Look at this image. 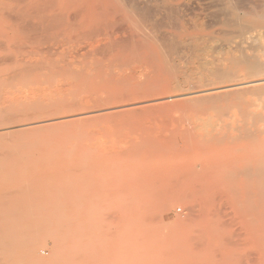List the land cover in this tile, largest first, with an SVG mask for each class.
<instances>
[{
  "label": "rangeland",
  "instance_id": "obj_1",
  "mask_svg": "<svg viewBox=\"0 0 264 264\" xmlns=\"http://www.w3.org/2000/svg\"><path fill=\"white\" fill-rule=\"evenodd\" d=\"M24 1L12 0L8 3L13 11L8 9L6 12V27L0 22V113L6 108L5 115H11L7 121L8 118L2 117L4 112L0 114V158L3 151L14 146L12 150L20 151L17 152L20 153V160H25L20 161L18 154L17 157L12 154L7 165L2 168L0 165V228L5 230L0 229V244L7 243L5 248L0 245V264H264V220H261L264 219V213L261 215L264 211L261 206L264 204V182L260 186L258 176L264 175V158L255 157L258 154L264 156V92L257 93L241 87L240 90L232 89L233 92L227 95L221 91L220 95L218 91L222 89L217 90L230 84L227 83L229 80L238 81L239 78V81L246 82L264 79V72L262 76L253 75L248 69L256 59L264 64V48H260L262 44L264 46V38H261L264 37V30L260 28L264 0H94L93 4L97 3L95 9L99 7L102 10L94 11L102 19L97 25L103 27L96 25L98 29L93 27L91 33L87 31L90 35H64L68 38L60 35V39L58 32L48 30L46 22H42L43 18L40 23L42 15H36H39L37 9L35 18L38 17L41 25L34 17L30 18L31 8H27L29 6ZM55 2L58 9L62 0ZM74 2L63 14L72 22L79 16L77 9L82 10L80 0ZM116 4L119 7L121 4L120 9L129 14V18H124L125 14L120 9L115 14L119 8ZM110 6L116 9L108 13L112 17L106 12L107 8L112 10ZM25 7L28 12L30 10V15L24 11ZM19 11L23 12H20L22 16ZM45 13L43 16L52 15ZM235 18L236 22L233 21ZM53 19L56 21H50L55 25L58 19ZM7 26H13L17 35L9 34ZM253 27L255 30L250 31ZM10 38L14 42H10ZM133 39L137 44L133 43ZM110 44L118 46L112 48ZM131 45H135L133 49ZM245 57L248 58L245 60ZM214 69L217 73L221 69L219 75L223 76L216 77ZM225 72L231 73L229 77ZM174 73L178 82L171 85L172 89L165 90L163 81ZM230 77L232 79H227ZM222 78H225L224 85ZM155 83L160 85L158 90L154 87L157 86ZM151 85L154 87L152 90L157 91L149 95L146 92L150 91ZM176 86L179 89L200 88L195 91L201 94L190 96L185 89L181 91ZM206 88L209 91L202 94ZM121 92L130 97H121ZM139 93L141 97L137 96ZM115 97L120 99L117 98V101ZM165 97L162 103H149ZM142 99L149 101L148 104L126 107L115 113L106 110L131 102L135 104ZM49 105L53 107L49 108ZM53 109H56L55 112ZM44 110L47 113H43ZM14 113L17 115L14 116ZM246 129L263 132V135L256 137L255 131L254 136L249 140L246 137V140L240 135ZM17 148L19 150H15ZM257 169L262 170V174ZM249 174L258 178V183L255 182L260 190H257L256 183L250 182L252 177ZM238 175L250 177L241 187L244 188L242 192L251 191V194L248 192L250 199L243 192L250 200L246 201L250 208L241 204L242 198L235 195L241 191V185H238L241 177L237 178ZM210 177L212 180L217 178L216 184L213 181L212 185L218 186V191L211 183L208 185L210 190L205 188L204 183L207 184L206 180ZM233 186L239 189H234L235 193L230 192ZM245 186L248 188L245 189ZM220 188L223 190L220 191ZM139 189L141 192H138ZM198 189H208L213 197L204 191L198 193ZM225 191L241 201L240 210V205L234 206L236 197L230 200ZM211 192L214 194L211 195ZM215 192L225 197L218 199ZM253 192H256L257 198L252 196ZM204 194L210 197L212 205L201 199L205 198ZM262 196L263 199H260ZM251 197L254 198L255 208L249 205L252 204ZM123 198L137 200L135 208L131 200L126 206ZM120 199L126 207L131 204V208L125 207L124 212ZM249 213L252 217L247 218ZM213 219V226H209ZM63 223L70 229L65 235L67 239L56 236ZM23 231L29 232L30 242L22 239ZM13 240H22L23 243L16 244ZM57 244L60 247L58 257L53 254ZM69 249L72 251L68 252Z\"/></svg>",
  "mask_w": 264,
  "mask_h": 264
},
{
  "label": "bare ground",
  "instance_id": "obj_2",
  "mask_svg": "<svg viewBox=\"0 0 264 264\" xmlns=\"http://www.w3.org/2000/svg\"><path fill=\"white\" fill-rule=\"evenodd\" d=\"M11 1H12V0H0V22L3 24V26H5V23H4L5 20H4V18L7 17V16L5 17L6 12H7L8 9H11V8H9V4H8V3H10ZM55 1H56V0H26V1H24V4L27 2V4H25V5L29 6V7H27V6H26V7H27V8H31V9H30V10L32 11L31 13L33 14V12H34V16H33L32 14L30 15V13H29L30 10L28 9V10H29V12H28L26 7H25L26 10H24V9H21V10H22V11H23V10L26 11V14L31 16V17L29 16L30 18H33V17L35 18V13H36V11L38 10V11H39V12H38L39 15H38V14H36V15H37L38 17L42 15L41 18H39V19H40V23H41V20H42V18H43V21H42V22H44V23L46 22V26H47L48 30H50V31H51V30H54V31H56V32L59 33V39H60V37H61L62 35H63V36H64V35H65V36H68V35H74V36H76V35H81V34H84V33L87 34V33H89V32L93 29V27H94V28H97V29H98L97 26H100L99 28H102V27H103V25H102V27H101V25H97L99 22H102V19H101V17L99 18V15H100V14L98 15V13L96 14V13L94 12V11H96V10H98V9L100 10V8L97 7V5H96V7H97L98 9H95L94 5L97 4V3L95 2V4H93V3H94V0H80V6H79V7H81L82 10L77 9V14L79 13V16L76 14L77 16L75 17V19L73 20V22H72L71 19H68L66 15H63V14H65L64 12H65L68 8H71V4L75 3V2H74L75 0H62V4H59V5H58V9L56 8V7H57V6H56L57 3H56ZM121 1H122V0H121ZM121 1H119V2L121 3ZM129 1H130V0H129ZM132 1H133V0H132ZM213 1H214V0H213ZM224 1H225V0H224ZM224 1H223L222 3H224ZM227 1H229V0H227ZM124 2H125V0H124ZM233 2H234V1H233ZM41 3H42V4H41ZM104 3H105V2H104ZM104 3H103V4H104ZM114 3H115V2H114ZM116 3H117V2H116ZM122 3H123V2H122ZM122 3H121V4H122ZM225 3H226V2H225ZM261 3H263V2L261 1ZM40 4H41V5H40ZM109 4L112 5L111 3H109ZM121 4H120V7H122ZM226 4H228V3H226ZM19 5H20V4H19ZM78 5H79V3H78ZM220 5H221V3H220ZM43 6H44V7H43ZM116 6L119 7V4H116ZM116 6H115V8H116ZM124 6H125V5H124ZM160 6H161V5H160ZM165 6H166V5H165ZM229 6H230V5H229ZM32 7H34V8H32ZM46 7H47V8H46ZM54 7H55V8H54ZM105 7H106V6H105ZM112 7H114V6L112 5ZM112 7H111V6L109 7V8H111L112 10H110V9L107 8V11H106V10L104 9V10L107 12V16H109V17H110V16L112 17V14H109V15H108V13H109L110 11H113V9H114V8H112ZM120 7L117 8V11H116V9H114V10L116 11V13L114 12L116 15H117V13H118V9H120ZM141 7H142V6H141ZM169 7H170V6H169ZM23 8H24V7H23ZM43 8H44V11H43ZM53 8H54V10H53ZM77 8H78V7H77ZM123 8H124V7H123ZM126 8H127V5H126ZM129 8H130V7H129ZM161 8H162V7H161ZM163 8H164V7H163ZM233 8H234V7H233ZM13 9H14V8H13ZM15 9H16V8H15ZM17 9H18V8H17ZM34 9H35V10H34ZM36 9H37V10H36ZM55 9H57V10H55ZM94 9H95V10H94ZM153 9H155V8H153ZM11 10H12V9H11ZM48 10H49V11H48ZM128 10H129V9H128ZM161 10H162V9H161ZM223 10H224V9H223ZM258 10H259V9H258ZM12 11H13V10H12ZM14 11H15V10H14ZM22 11H19V12H18L19 15H21L20 12H22ZM45 11H48L49 13H48V12H46V13H48V14H52V15H47V16L44 15V16H45V17H44L43 14L45 13ZM54 11H55V12H54ZM56 11H57V14H56ZM80 11H82V13H81ZM100 11H102V10H100ZM105 11H103V13H106ZM120 11H121L122 14H125V13H126V12L123 13V10H121V9H120ZM120 11H119V12H120ZM129 11H130V10H129ZM217 11L219 12V10H217ZM220 11H221V13H222V9H221ZM228 11H229V10H228ZM9 12H10V11H9ZM16 12H17V11H16ZM27 12H28V13H27ZM42 12H43V13H42ZM98 12H99V11H98ZM176 12H177V11H176ZM237 12H238V11H237ZM246 12H247V11H246ZM261 12H262V10H261ZM261 12H260L259 15H261L262 13H264V9H263V12H262V13H261ZM22 13H23V12H22ZM40 13H41V15H40ZM46 13H45V14H46ZM73 13H74V11H73ZM75 13H76V12H75ZM99 13H101V12H99ZM131 13H133V12H131ZM131 13H130V14H131ZM134 13H135V12H134ZM134 13H133V15H135ZM142 13H144V12H142ZM221 13H220V14H221ZM223 13H224V12H223ZM225 13H226V12H225ZM254 13H255V12H254ZM66 14H67V12H66ZM70 14H71V13H70ZM126 14H127V13H126ZM126 14L123 16L124 18H125V16L128 17V15H129V14H128V15H126ZM252 14H253V13H252ZM74 15H75V14H74ZM228 15H229V14H228ZM232 15H234V14H232ZM246 15L248 16V14H246ZM253 15H254V14H253ZM21 16H22V15H21ZM64 16H65L66 18H65ZM68 16L70 17V15H68ZM101 16H103V14H102ZM104 16H105V18H106V14H104ZM144 16H145V15H144ZM261 16H262V15H261ZM24 17H26V15H25ZM38 17H36L37 19L35 18L34 20H35L36 22H38V24H40L39 21H38V20H39ZM56 17H57V18H56ZM113 17H115V15H114ZM116 17H118V16H116ZM116 17H115V18H116ZM120 17H121V16H120ZM123 17H121L122 20H124ZM130 17L133 18V16H130ZM134 17H135V16H134ZM136 17H137V20H138V16H137V15H136ZM157 17H158V16H157ZM160 17H161V16H160ZM164 17H165V16H164ZM223 17H224V16H223ZM225 17H227V16H225ZM225 17H224V18H225ZM228 17H229V16H228ZM7 18H8V17H7ZM49 18H50V19H49ZM53 18L58 19V20H57L58 22H57L55 25L50 21V20H54ZM105 18H104L103 20H105ZM107 18H108V17H107ZM128 18H129V17H128ZM219 18H220V17H219ZM16 19H17V18H16ZM26 19H27V18H26ZM109 19H110V18H109ZM117 19H118V18H117ZM133 19H134V18H133ZM142 19H143V18H142ZM145 19H146V18H145ZM168 19H169V18H168ZM236 19H237V18H235L233 21L236 22ZM24 20H25V18H24ZM29 20H32V19H29ZM115 20H116V19H115ZM115 20H113V21H115ZM158 20H159V19H158ZM169 20H170V19H169ZM226 20H227V19H226ZM8 21H9V20H8ZM55 21H56V20H54V22H55ZM111 21H112V20H111ZM111 21L109 20L108 22H111ZM119 21L121 22V20H119ZM119 21H118V22H119ZM138 21H139V20H138ZM138 21H135V22H138ZM228 21H230V20H228ZM6 22H7V21H6ZM105 22H106V21H104V23H105ZM108 22H107L106 24H108ZM124 22H125V21H124ZM130 22H131V23H135V22H133V21H130ZM175 22H176V21H175ZM218 22H219V21H218ZM226 22H227V21H226ZM44 23H43V24H44ZM125 23H126V22H125ZM128 23H129V22H128ZM140 23H141V21H140ZM223 23H225V22H223ZM228 23H229V22H228ZM99 24H100V23H99ZM101 24H102V23H101ZM119 24H120V23H119ZM172 24H173V23H172ZM176 24H178V23H176ZM230 24H231V23H230ZM40 25H41V24H40ZM96 25H97V26H96ZM104 25H105V24H104ZM117 25H118V24H117ZM117 25H116V26H117ZM203 25H204V24H203ZM219 25H220V24H219ZM225 25H227V24H225ZM225 25H224V26H225ZM228 25H229V24H228ZM236 25H237V24H235V26H236ZM8 26H9V25H8ZM8 26H7V27H8ZM14 26H16V25L14 24ZM37 26H38V25H37ZM95 26H96V27H95ZM142 26H143V25H142ZM233 26H234V22H233V25H232L231 27H233ZM237 26H238V25H237ZM0 27H2L1 24H0ZM5 27H6V26H5ZM40 27H41V26H40ZM138 27H139V26H138ZM164 27H165V26H164ZM187 27H188V26H187ZM254 27H255V26H254ZM254 27H253V28H250V31H251L252 29L255 30ZM19 28H20V27H18V29H19ZM109 28H110V27H109ZM135 28H137V27H135ZM135 28H133V29H135ZM191 28H192V27H191ZM260 28H261L262 30H264V15H263V17H262V19H261V25H260ZM0 29H2V28H0ZM4 29H6V28H4ZM33 29H34V28H33ZM40 29H41V28H40ZM111 29H112V28H111ZM188 29H189V28H188ZM16 30H17V29H16ZM26 30H27V29H26ZM48 30H47V31H48ZM131 30H132V29H131ZM140 30H141V29H140ZM154 30H155V29H154ZM6 31H8L9 34H10V33H12V34H15V33H16L15 30H14V27H13V26L8 27V28L6 29ZM18 31H19V30H18ZM31 31H32V30H31ZM47 31H46V32H47ZM87 31H89V32H87ZM95 31H97V30H95ZM177 31H178V30H177ZM220 31H221V30H220ZM222 31H223V30H222ZM222 31H221V32H222ZM237 31H238V30H237ZM239 31H240V29H239ZM41 32H42V31H41ZM48 32H49V31H48ZM93 32H94V31H93ZM133 32H135V30H134ZM140 32H141V31H140ZM226 32H228V34L230 33L229 31H226ZM21 33H22V32L20 31L19 34H21ZM53 33H54V32H53ZM90 33H91V32H90ZM90 33H89V35H90ZM129 33H130V32H129ZM148 33H149V32H148ZM158 33H159V32H158ZM160 33H161V31H160ZM232 33H233V32H232ZM232 33H231V34H232ZM234 33H235V32H234ZM3 34H4V33H3ZM33 34H34V33H33ZM51 34H52V33H51ZM54 34H56V33H54ZM98 34H100V33H98ZM145 34H146V33H145ZM151 34H152V33H151ZM247 34H248V33H247ZM16 35H17V33H16ZM16 35H15V37H16ZM45 35H46V34H45ZM48 35H49V34H48ZM52 35H53V34H52ZM52 35H51V36H52ZM60 35H61V36H60ZM131 35H132V34H131ZM135 35H136V34H135ZM135 35H134V36H135ZM156 35H157V34H156ZM229 35H230V34H229ZM245 35H246V34H245ZM248 35H249V34H248ZM4 36H5V35H4ZM55 36H56V35H55ZM63 36H62V37H63ZM65 36H64V38H68V37H69V36H68V37H65ZM74 36H73V37H74ZM84 36H85V35H84ZM146 36H147V35H146ZM165 36H166V35H165ZM263 36H264V35H263ZM6 37H8V36H6ZM15 37H14V38H15ZM21 37H22V36H21ZM52 37H53V36H52ZM56 37H57V36H56ZM73 37H72V39H74ZM79 37H80V36H79ZM89 37H91V36H89ZM128 37H129V36H128ZM147 37H149V34H148ZM257 37H258V36H257ZM1 38H2V37H1ZM76 38H77V37H76ZM81 38H82V37H80V39H81ZM95 38H96V37H95ZM141 38H142V36H141ZM169 38H171V36H170ZM191 38H193V37H191ZM200 38L203 39L202 36H201ZM208 38H209V37H208ZM254 38H255V37H254ZM261 38H264V37L261 36ZM11 39H12V38H10V42H11V41L14 42V40H11ZM16 39H17V38H16ZM83 39H84V38H83ZM134 39H136V38H134ZM134 39H133V43H134ZM144 39H145V38H144ZM147 39H150V38H147ZM153 39H154V38H153ZM165 39H166V38H165ZM165 39H164V40H165ZM19 40H21V39H19ZM62 40H63V39H62ZM110 40H111V39H110ZM129 40L131 41L132 39H129ZM141 40H142V39H141ZM189 40H190V39H189ZM212 40H213V39H212ZM232 40H233V39H232ZM259 40H260V37H259ZM6 41H7V40H6ZM15 41H16V40H15ZM22 41H23V40H22ZM90 41H91V40H90ZM138 41H139V40H138ZM149 41H151V40H149ZM149 41H147V44H148ZM154 41L157 43L156 40H153V42H154ZM261 41H263V40L261 39ZM108 42H109V41H108ZM110 42H111V41H110ZM114 42H115V41H114ZM135 42H136V41H135ZM141 42H142V41H141ZM153 42H152V43H153ZM238 42H239V41H238ZM112 43H113V42H112ZM133 43H132V44H133ZM230 43H231V40H230ZM232 43H233V42H232ZM243 43H245V42H244V38H243ZM261 43H262V42H261ZM113 44H114V43H113ZM115 44H116V43H115ZM134 44H137V42L134 43ZM142 44H144V41H143ZM142 44H141V45H142ZM153 44H154V43H153ZM183 44H184V43H183ZM235 44H236V43H235ZM251 44H252V43H251ZM251 44H249V45H251ZM4 45H5V44H4ZM110 45L112 46V48L118 46V45L113 46L112 44H110ZM138 45H140V43H139ZM107 46H108V45H107ZM107 46H106V47H107ZM134 46H135V45H134ZM134 46L131 45V48H132V47L134 48ZM144 46H146V45H144ZM157 46H158V45H156L155 47L157 48ZM165 46H166V45H165ZM173 46H174V44H173ZM227 46H228V45H227ZM229 46H230V45H229ZM229 46H228V47H229ZM239 46H241V45H239ZM256 46H257V45H256ZM262 46H263V44L261 45L260 48H264V46H263V47H262ZM138 47H139V46H138ZM142 47H143V46H142ZM147 47H148V46H147ZM155 47H154V50L157 51V49H155ZM161 47H162V46H161ZM237 47H238V46H237ZM241 47H242V46H241ZM107 48H108V47H107ZM133 48H132V49H133ZM136 48H137V47H135V51H136ZM145 48H146V47H145ZM168 48H169V47H168ZM176 48H177V47H176ZM183 48H184V47H183ZM260 48H259V49H260ZM100 49H101V48H100ZM138 49H139V48H138ZM138 49H137V50H138ZM141 49H142V48H141ZM158 49H159V48H158ZM163 49H164V47H163ZM169 49H170V48H169ZM231 49H233V48H231ZM238 49H239V47H238ZM126 50H127V49H126ZM160 50H161V49H160ZM226 50H227V49H226ZM240 50H241V49H240ZM244 50H245V49H244ZM262 50H263V49H262ZM132 51L135 52L134 50H132ZM132 51H131V53H133ZM139 51H141V50H139ZM177 51H178V50H177ZM189 51H190V50H189ZM199 51H200V50H199ZM212 51H213V50H212ZM241 51H242V50H241ZM120 52H121V51H120ZM161 52H162V50H161ZM228 52H229V51H228ZM235 52H236V51H235ZM261 52H262V51H261ZM263 52H264V51H263ZM106 53H107V52H106ZM112 53H113V52H112ZM128 53H129V51H128ZM135 53H136V52H135ZM109 54H111V50H110ZM136 54H137V53H136ZM157 54H158V53H157ZM128 55H129V54H128ZM130 55H131V54H130ZM152 55H154V54H152ZM211 55H212V54H211ZM252 55H253V54H252ZM101 56H102V55H101ZM107 56H108V55H107ZM132 56H133V54H132ZM148 56H149V55H148ZM154 56H156V54H155ZM247 56H248V55H247ZM105 57H106V56H105ZM122 57H123V56H122ZM129 57H130V56H129ZM136 57H137V56H136ZM140 57H141V56H140ZM149 57H151V55H150ZM157 57H158V56H157ZM249 57H250V56H249ZM118 58H119V57H118ZM132 58H134V56H133ZM137 58H138V57H137ZM178 58H179V57H178ZM234 58H235V57H233V59H232V57H231L232 60H235V59H236V58H235V59H234ZM238 58H241V57L238 56ZM246 58H248V57H245V60H246ZM255 58H256V56H255ZM257 58H258V57H257ZM243 59H244V58H243ZM243 59H242V60H243ZM236 60H238V59H236ZM258 60H260V59H258ZM258 60L256 59V62H254V63H252L251 65H249V66H248V69H249V71L251 70L250 72H252L253 75L261 74V76H262V75H263L262 73L264 72V64H261V62H259ZM65 62H66V61H65ZM237 62H238V61H237ZM239 62H243V61H241V60L239 59ZM244 62H245V61H244ZM74 63H75V62H74ZM135 63H136V62H135ZM149 63H150V62H149ZM185 63H186V62H185ZM213 63H214V62H213ZM245 63H246V62H245ZM262 63H263V62H262ZM18 64H19V63H18ZM22 64L24 65V63H22ZM68 64H69V63H68ZM68 64H67V65H68ZM76 64H77V63H76ZM215 64H216V63H215ZM215 64H214V65H215ZM232 64H233V63H232ZM31 65H32V64H31ZM41 65H42V64H41ZM147 65H149V64H147ZM17 66H19V65H17ZM25 66H26V65H25ZM27 66H29L28 63H27ZM31 67H32V66H31ZM67 67H68V66H67ZM146 67H147V66H146ZM175 67H176V66H175ZM229 67H230V66H229ZM184 68H185V67H184ZM225 68H226V67H225ZM22 69H23V68H22ZM169 69H170V68H169ZM226 69H227V68H226ZM218 70H219V73H222V70H221V69H218ZM220 70H221V72H220ZM20 71H22V70H20ZM61 71H62V70H61ZM209 71H211V70H209ZM247 71H248V70H247ZM250 72H248V74H249ZM67 73H68V72H67ZM71 73H72V72H71ZM163 73H165V71H164ZM214 73H216V77H217V75H218L219 77H220V76H223V75H219V73H217V71H216L215 69H214ZM214 73H213V74H214ZM227 73H228V72H227ZM21 74H22V73H21ZM68 74H69V73H68ZM177 74H178V73H177ZM179 74H180V73H179ZM205 74H206V73H205ZM209 74H210V73H209ZM225 74H226V72H225ZM230 74H231V73L226 74V75L228 76V75H230ZM250 74H251V73H250ZM252 74H251V75H252ZM182 75H183V74H182ZM199 75H200V74H199ZM234 75H235V74H234ZM251 75H249V79H250ZM180 76H181V75H180ZM183 76H184V75H183ZM186 76H187V75H185V77H186ZM208 76H209V75H208ZM210 76L213 77L214 75H210ZM135 77H136V76H135ZM188 77H189V76H188ZM204 77H205V76H204ZM204 77H203V79H204ZM219 77H218V78H219ZM224 77H225V75H224ZM228 77H229V76H228ZM232 77H233V75H232ZM232 77L227 78V79H232ZM257 77H258V76H257ZM179 78H180V77H179ZM237 78H238V77H237ZM243 78H244V77H243ZM143 79H144V78H143ZM145 79H146V78H145ZM181 79H182V78H181ZM190 79H191V78H190ZM254 79H255V78H254ZM176 80H178V78H177V75L174 73V74L170 75V77L168 76V78L165 79V80L163 81V83H162V80H161L160 83H162V87H164L165 90H166V89L168 90V89H170V87H171L172 84H174L175 82H178V81H176ZM179 80H180V79H179ZM186 80H187V78H186ZM209 80H210V79H209ZM220 80H221V79H220ZM222 80H223V84H222V85H224V80H225V78H224V79L222 78ZM251 80H252V79H251ZM187 81H188V80H187ZM187 81H185V82L187 83ZM189 81H191V80H189ZM206 81H207V80H206ZM211 81H212V80H211ZM183 82H184V81H183ZM209 82H210V81H209ZM214 82H215V81H214ZM263 82H264V79H262V80L258 79V80H254V81H246V82H243L242 80L239 81V78H238V81H237V80H231V81L229 80L227 83H230V84H227V85L224 86V87L221 86L222 88L220 87V88H218L217 90L222 89V90H219L218 93H219V92H220V93L223 92V94H225V92H226V95H227V93L229 94V92H231L232 89H233V91H234V89H237V90L239 89V90H240L241 87H243V88H247V89H250V91L257 92V93H258L259 91H263V92H264V84H263ZM158 83H159V82H158ZM158 83H155V84H157V86H154V87H156L155 89H157V88L159 89V86H160V85H158ZM160 83H159V84H160ZM179 83H180V82H179ZM181 83H182V82H181ZM186 83H184V84H186ZM192 83H193V82H192ZM212 83H213V82H212ZM150 84H151V83H150ZM188 84H189V83H188ZM204 84H205V83H204ZM209 84H210V83H209ZM213 84H214V83H213ZM219 84H220V83H219ZM152 85H153V84H152ZM152 85L150 86L151 88L149 87V89H150L149 92H148V90L146 89V90H147L146 93H149V95H150V92L153 94V91L155 92V91L158 90V89H157V90H152V89L154 88ZM174 85H175V84H174ZM210 85H212V84H210ZM210 85H207V86H210ZM148 86H149V85H148ZM180 86H181V84H180ZM176 87L178 88V90H181V91L185 89V88H184V89H181V88L179 89V86H176ZM200 87H202V86H200ZM205 87H206V86H205ZM205 87H204V88H205ZM139 88H142V87H139ZM177 88H176V89H177ZM202 88H203V87H202ZM243 88H242V89H243ZM171 89H172V87H171ZM199 89H200V88H199ZM199 89H198V88L195 89V87H193V89L188 88V89H185L184 91H187V93H188V94H191L190 96H192L193 94H198V93L201 94L200 91H198V92L195 91V90H199ZM206 89H207V88H206ZM135 90H136V89H135ZM135 90H134V91H135ZM140 90H142V89H140ZM210 90H211V89H210ZM208 91H209L208 89H207V90H204V89H203V90H202V94H205L204 92H208ZM221 91H222V92H221ZM233 91H232V92H233ZM243 91H244V90H243ZM214 92H215V91H214ZM235 92H236V91H235ZM244 92H245V91H244ZM253 92H252V93H253ZM263 92H262V93H263ZM124 93H125V91H124ZM136 93H137V92H136ZM136 93H135V94H136ZM187 93H185V94H187ZM220 93H219V94H220ZM236 93H239V92H236ZM262 93H261V94H262ZM119 94H120V95L122 94L121 97H122V96H123V97H127V96H125V94H123L122 92L119 93ZM143 94H145V93H143ZM206 94H207V93H206ZM232 94H233V93H232ZM240 94H241V92H240ZM132 95H133V93H132ZM140 95H142V94H140V93H139V95L137 94V96H140ZM208 95H210V94H208ZM220 95H221V94H220ZM226 95H225V96H226ZM236 95H237V94H236ZM253 95H254V94H253ZM110 96H113V95H110ZM110 96H109V97H110ZM115 96H116V95H115ZM117 96H118V95H117ZM144 96H146V95H144ZM172 96H173V95H172ZM181 96H182V95H181ZM181 96H180V97H181ZM183 96H184V94H183ZM190 96H189V97H190ZM213 96H214V95H213ZM213 96H212V97H213ZM237 96H238V95H237ZM243 96H245V94H244ZM263 96H264V95H263ZM119 97H120V96H119ZM119 97H117V98H119ZM128 97H130V96H128ZM128 97H127V98H128ZM140 97H141V96H140ZM176 97H177V96H176ZM184 97H186V96H184ZM216 97H218V96H216ZM216 97H214V98H216ZM238 97H239V96H238ZM260 97H261V96H260ZM117 98L115 97V99H117ZM142 98H143V97H142ZM171 98H173V97H171ZM204 98H205V97H204ZM257 98H258V97H257ZM110 99H111V98H110ZM113 99H114V98H113ZM119 99H120V98H119ZM122 99H123V98H122ZM140 99H141V98H140ZM151 99H152V97H151ZM153 99H154V98H153ZM174 99H175V97H174ZM217 99H218V98H217ZM217 99H216V100H217ZM224 99H225V98H224ZM149 100H150V98H149ZM164 100H166V97H165V98H162V99L159 98V100L156 98V100L154 99V100H152V101H150V102L148 101V102L152 104V103H156V102L158 103V102L160 101V102L162 103V101H164ZM168 100H169V99L167 98V101H168ZM190 100H192V99H190ZM197 100H199V99H197ZM218 100H219V102H220V100H221V96H220V99H218ZM218 100H217V101H218ZM226 100H227V99H226ZM106 101H107V100H106ZM117 101H118V99H117ZM129 101H130V100H129ZM138 101H140V100H138ZM138 101H136L135 104H132V102L129 103V104H127V105H129V106L126 105V106H119V107L117 106V107H113V108L111 107V108L106 109V110H107V111L110 110L111 112H114V111H117V110H120V109H124V108H126V107H129V108H131V107L133 108V107H134V108H135V107H139V106H144V104H148V102H145L144 99H142L140 102H138ZM142 101H143V102H142ZM167 101H166V102H167ZM204 101H205V99H204ZM236 101H237V100H236ZM108 102L110 103V101H108ZM137 102H138V103H137ZM160 102H159V103H160ZM200 102H201V100H200ZM226 102H227V101H226ZM261 102H262V101H261ZM164 103H165V102H164ZM255 103H256V102H255ZM97 104L99 105V103H97ZM97 104H96V105H97ZM107 104H108V103H107ZM165 104H166V103H165ZM195 104H196V103H195ZM215 104H216V102H215ZM163 105H164V104H163ZM50 106H51V105H49L48 107H49V108H52V107H53V106H51V107H50ZM130 106H131V107H130ZM154 106H155V105H154ZM45 107H46V106H45ZM69 107H70V106H69ZM190 107H191V106H190ZM8 108H9V107H8ZM28 108H29V107H28ZM30 108H32V107H30ZM40 108H42V107H40ZM46 108H47V107H46ZM46 108H45V109H46ZM54 108L58 109L56 106H54ZM85 108H86V107H85ZM87 108H88V107H87ZM90 108H91V107H90ZM150 108H151V107H150ZM2 109H3V107H2ZM11 109H12V108H11ZM47 109H48V108H47ZM56 109H55V110H56ZM98 109H99V108H98ZM126 109H127V108H126ZM136 109H137V108H136ZM152 109H154V108H152ZM262 109H263V108H262ZM3 110H4V111H3ZM3 110H2V113L4 112V114H2V113H0V114L3 115L2 117H6V118H8L7 121H9V120H10L9 117H10L11 115H9V114L6 113V114L8 115V117H7V116L5 115V112L8 111V110H6V108L3 109ZM5 110H6V111H5ZM55 110L53 109L52 111L55 112ZM58 110H59V109H58ZM58 110H57V111H58ZM94 110H95V109H94ZM96 110H97V109H96ZM99 110H101V109H99ZM229 110H231V109H229ZM34 111H35V110H34ZM44 111H45V110H44ZM44 111H42V112H43V113H47V110H46L45 112H44ZM102 111H103V110H102ZM104 111H105V109H104ZM0 112H1V111H0ZM36 112H37V111H36ZM53 112H52V113H53ZM127 112H128V111H127ZM29 113H31V112H29ZM114 113H115V112H114ZM14 114H15V113H14ZM33 114H35V113H33ZM12 115H13V114H12ZM16 115H17V114H15L14 116H16ZM80 116H82V115H80ZM240 116H241V115H240ZM12 117H13V116H12ZM231 117H232V116H231ZM6 118H5V119H6ZM16 118H17V117H16ZM259 118L261 119V116H260ZM229 119H230V118H229ZM50 120H51V119H50ZM57 120H58V119H57ZM262 120L264 121V119H262ZM4 121H5V120H4ZM4 121H1V122L5 123L6 121H5V122H4ZM11 121H12V120H11ZM13 121H14V120H13ZM13 121H12V122H13ZM15 121L17 122V120H15ZM45 121H46V120H45ZM47 121H48V119H47ZM49 122H50V121H49ZM56 122H57V121H56ZM26 123H27V125H28V122H26ZM44 123H45V122H44ZM252 123H254V122H252ZM19 124H21V123H19ZM55 124H56V123H55ZM57 124H58V123H57ZM4 125H5V124H4ZM6 125H7V123H6ZM8 125H9V124H8ZM8 125H7V126H8ZM13 125H14V123H13ZM27 125L25 124V128L28 127ZM30 125H31V124H30ZM43 125H45V124H43ZM228 125H229V124H228ZM230 125H231V124H230ZM20 126H21V125H20ZM41 126H42V125H41ZM47 126H48V125H47ZM1 127H2V126H1ZM3 127L6 128L5 126H3ZM12 127H13V126H12ZM21 127H24V126L22 125ZM33 127H34V126H33ZM42 127H43V126H42ZM70 127H71V126H70ZM252 127H253V126H252ZM9 128H10V127H9ZM263 128H264V127H263ZM22 129H23V128H22ZM26 129H27V128H26ZM31 129H32V127H31ZM35 129H36V128H35ZM39 129H40V128H39ZM254 129H255V128H254ZM16 130H17V129H16ZM16 130H14V131H16ZM20 130H21V129H20ZM32 130H34V129H32ZM8 131H9V130H8ZM8 131H7V132H8ZM10 131H11V130H10ZM10 131H9V132H10ZM255 131H256V130H255ZM255 131L252 132V131H250V129H249V130L246 129V130H243V131L241 132L240 135H241V137H245V139H246V137H247L248 140H249L250 137L254 136L253 134L255 133ZM260 131H261V127H260ZM262 131L264 132L263 129H262ZM16 132H17V131H16ZM263 132H262V133H263ZM5 133H6V132H5ZM13 133H14V132H13ZM257 133H258V131H256V133H255V134H256V135H255L256 137H257V136L259 137V136H261V135L264 134V133L262 134L261 132L258 133V134H257ZM0 134H1V131H0ZM9 135H10V134H9ZM0 136H1V135H0ZM256 137L254 138V141L257 140ZM5 138H6V137H5ZM229 138H230V137H229ZM0 139H1V138H0ZM25 139H26V138H25ZM25 139H24V140H25ZM223 139H224V138H223ZM241 139H242V138H241ZM241 139H240V140H237V141H241ZM250 139H251V138H250ZM255 139H256V140H255ZM219 140H221V138L218 139L217 141H219ZM227 140H228V139H227ZM234 140H235V139H234ZM246 140H247V139H246ZM17 141H18V140H17ZM17 141H15V142H17ZM223 141H224V140H222L221 142H223ZM250 141H251V140H250ZM6 142H7V141H6ZM9 142H10V141H9ZM243 142H244V141H243ZM261 144H262V142H261ZM256 145H258V144H256ZM259 145H260V144H259ZM8 146H9V144H8ZM262 146H263V149H264V145H262ZM9 147H10V146H9ZM0 148H1V147H0ZM10 148H11V147H10ZM12 148L14 149V146H12ZM12 148H11V149H6V151H3V154H2L3 157L1 156V158H0V165H1V168H2L3 166H5V165L8 164V162H9V158H10V156H12V154H15V156H16V154H18L17 152H20V151H14V150H12ZM159 148H160V147H159ZM253 148H254V147H253ZM255 149H256V148H255ZM255 149H254V150H255ZM257 149L260 150L261 148H257ZM4 150H5V149H4ZM11 150H12V151H11ZM15 150H19V149L17 148V149H15ZM68 150H69V149H68ZM71 150H72V148H71ZM179 150H180V149H179ZM259 150H258V152H260ZM156 151H157V150H156ZM170 151L172 152L173 150L171 149ZM69 152H70V150H69ZM72 152H73V151H72ZM183 152H184V151H183ZM243 152H244V151H243ZM158 153H159V152H158ZM238 153H239V150H238ZM255 153H257V152H255ZM255 153H254V155H255ZM263 153H264V150H263ZM19 154H20V153H19ZM19 154H18V157H19L18 159L20 160L21 157L19 156ZM66 154H68V153H66ZM150 154H151V153H150ZM0 155H1V154H0ZM68 155H70V154H68ZM256 155H257V154H256ZM262 155H263V154H262ZM251 156H252V154H251ZM16 157H17V156H16ZM253 157H254V156H253ZM255 157H256V158H257V157H263V158H264V156H260L259 154H258L257 156H255ZM25 158H26V157H25ZM241 159H243V158H241ZM252 159H253V158H252ZM19 160H18V161H19ZM243 160H244V159H243ZM258 160H259V159H258ZM262 160H263V159H262ZM20 161H25V160H24V158H23V159L20 160ZM255 161H256V160H255ZM13 162H15V161H13ZM16 162H17V161H16ZM26 162H27V160H26ZM42 162H43V161H42ZM48 162H49V161H48ZM249 163H250V162H249ZM18 164H19V163H18ZM33 164H35V163H33ZM49 164H50V163H49ZM247 164H248V163H247ZM256 164H257V163H256ZM14 165H15V164H14ZM248 165H249V164H248ZM6 167H7V166H6ZM13 167H15V166H13ZM258 168H259V167H258ZM263 168H264V167H262V169H263ZM13 169H14V168H13ZM17 169H18V168H17ZM260 169H261V168H260ZM248 170H249V169H248ZM257 170H259V169H257ZM261 171H262V170H259V172L262 174ZM263 171H264V169H263ZM1 172H2V171H1ZM12 173H13V172H12ZM244 174H245V173H244ZM13 175H14V174H13ZM173 176L175 177V175H173ZM176 176H177V175H176ZM180 176H181V175H180ZM184 176H185V175H184ZM187 176H188V175H187ZM187 176H186V177H187ZM201 176H202V175H200V177H201ZM215 176H216V175H215ZM215 176H214V177H215ZM234 176H235V175H234ZM248 176L252 177L250 174H249ZM248 176H246V177H247V179H246L245 176H244V177L242 176V177H243V178H242L241 175H240V177H241V181L243 180V182L240 181L239 184H238V185H241L240 188H239V189H241V191L238 189V187H237L238 185H237V186H233L234 188H233V189H232V188L230 189V190H233V191H230V190H229L231 193H232V192L235 193L236 191H235L234 189H238V190L240 191L241 194H240L239 191H238V194L235 193V195L238 196V198H240V199L242 198V203H241V201L238 200V198H237L236 196H234V194L232 195L231 193H230V194L228 193L229 191H228V192L225 191V194L227 193V196H228V194H229V197H230L229 199H230V200H232L233 198L236 197L235 199H236L237 201L233 199V200H234V203H235V204H234L235 208L238 207V205H240V203H241V204L244 203V204L246 205V207L250 208L249 206H247V204H246L247 202H246V201H248V202L250 201V200H249L250 198H249L248 192L250 193L251 191H250L249 189H248V192L243 191V192L247 193L246 196L248 195L247 197H248L249 199L247 200V197H246L245 194H243V192H242V190H243L244 188H241V187H243V185L246 184V182L249 181L248 179H249L250 177H248ZM253 176H255V175H253ZM258 176H259V178H260L259 185H260V186H263V184L261 185V183L264 182V178H263L264 175H258ZM177 177H179V176H177ZM186 177H185V178H186ZM219 177H220V175H219ZM221 177H222V176H221ZM240 177H239V175H238L237 178H240ZM179 178H180V177H179ZM181 178H182V177H181ZM202 178H203V177H202ZM223 178H225V175L223 176ZM237 178H236V179H237ZM256 178H257V175H256ZM261 178H262V179H261ZM131 179H133V178H131ZM188 179L191 180V179H190V176L188 177ZM194 179H196V178H194ZM198 179H199V178H198ZM208 179H209V178H207V180H206V181H207V184L204 183L205 188H206V187L208 188V185H209L210 183H211V185H212V184L215 182V180H216L217 178H216V179L213 178V180H212V177H210V180H208ZM225 179H226V178H225ZM231 179H233V178H231ZM245 179H246V181H245ZM257 179H258V178H257ZM257 179H255L254 177H252V179H251L250 182H253V183L255 184V183L257 182ZM138 180H139V179H138ZM138 180H136V181H138ZM202 180H203V179H202ZM202 180H201V181H202ZM211 180H212V181H211ZM227 180H230V179H227ZM237 180H238V179H237ZM239 180H240V179H239ZM252 180H253V181H252ZM261 180H263V181H261ZM139 181H140V180H139ZM180 181H182V180H180ZM184 181H185V179H184ZM194 181H195V180H194ZM213 181H214V182H213ZM219 181H220V180H219ZM230 181H231V180H230ZM255 181H256V182H255ZM129 182H130V180H129ZM192 182H193V181H192ZM208 182H209V183H208ZM224 182H225V181H224ZM244 182H245V183H244ZM127 183H128V182H127ZM138 183H139V182H138ZM197 183L200 184V182H197ZM232 183H233V182H232ZM237 183H238V182H237ZM241 183H242V184H241ZM257 183H258V182H257ZM257 183H256V184H257ZM141 184H143V182H141ZM186 184H187V182H186ZM202 184H203V183H202ZM202 184H201V185H202ZM215 184H216V182H215ZM218 184H219V182H218ZM248 184H249V183H248ZM135 185H138V184H135ZM135 185H134V186H135ZM187 185H188V184H187ZM192 185H194V184H192ZM195 185H196V184H195ZM222 185H223V184H222ZM222 185H221V186H222ZM225 185H226V184H225ZM235 185H236V184H235ZM259 185L257 184L256 187H258ZM198 186H199V185H198ZM202 186H203V185H202ZM202 186H201V187H202ZM230 186H231V185H230ZM178 187H180V185H179ZM183 187H184V186H183ZM193 187H195V186H193ZM212 187H214V185H212ZM216 187H218V186L215 185L214 188L216 189ZM235 187H237V188H235ZM254 187H255V186H254ZM140 188H141V187H140ZM180 188H181V187H180ZM203 188H204V186H203ZM227 188H228V187H227ZM246 188H248V187L245 186V189H246ZM258 188H259V187H258ZM200 189H201V188H200ZM200 189L197 190L198 193H199V192H202V191L207 192V191L210 190V186H209V188H208L209 190H208V189H203V190L199 191ZM224 189H225V188H224ZM141 190H142V189H141ZM216 190H217V189H216ZM219 190L221 191V190H223V189L220 188ZM257 190H260V188L257 189ZM257 190H255V191L258 192ZM263 190H264V189H263ZM217 191H218V190H217ZM138 192H141L140 189L138 190ZM153 192H154V191H153ZM222 192H223V191H222ZM222 192H220V193H222ZM256 192H253V193H252V196H253L254 198H257V197H258L257 194H255ZM207 193H208V192H207ZM209 193H210V192H209ZM209 193H208V196H210ZM215 193H216V192H215ZM140 194H141V193H140ZM212 194H214V193L211 192V195H212ZM216 194H218V195H216ZM216 194H215V197L217 196V198L220 199V198H221L220 196H222V195H219L218 192H217ZM242 194H243V195H242ZM250 194H251V193H250ZM254 194H255L256 196H255ZM131 195H132V194H131ZM135 195H136V194H135ZM151 195H152V194H151ZM206 195H207V194H206ZM259 195H260V192H259ZM152 196H153V195H152ZM201 196H202V195H201ZM204 196H205V194H204ZM208 196H207V197H208ZM227 196H226V197H227ZM231 196H233V197H231ZM240 196H242V197H240ZM260 196H261V195H260ZM130 197H132V196H130ZM135 197H136V196H135ZM135 197H133V198H135ZM153 197H154V196H153ZM207 197H206V196H205V198H204V197H201V199L203 198L206 202H210L209 200H211V199H209V198H210V197H213V196H210V197H208V198H207ZM223 197H225V195L222 196V198H223ZM124 198H125V197H124ZM124 198H123V201L125 200L126 202H127L128 200H129V201L131 200L132 202H135V201L138 202L137 200H133L132 198H130V199H129V198L124 199ZM149 198H150V197H149ZM149 198H148V199H149ZM206 198H207L208 200H207ZM231 198H232V199H231ZM243 198H244V199H243ZM254 198L252 199V197H251V200H252L253 202L251 201L250 203H252V204H249V205H253V207L255 206V204H253V203H254ZM140 199H141V198H140ZM201 199H200V200H201ZM213 199H214V198H213ZM227 199H228V197H227ZM229 199H228V202H229ZM260 199H263V196H262ZM150 200H151V199H150ZM152 200H153V199H152ZM224 200H225V199H224ZM233 200H232V201H233ZM205 201H204V202L202 201V203L206 204ZM218 201H219V200H218ZM119 202L121 203V205H122L121 208L124 210V212H125V209H126V208H129V209L131 208V207H129V206H131V204L134 206V208H135V206H136V204H137L136 202H135V203L130 202L131 204L129 203L130 205H129L128 207H126V206L128 205V202H127V203L124 202V204L126 203V206L123 205L121 199L119 200ZM119 202H118V203H119ZM236 202H239V204L236 205ZM259 202H260V201H259ZM4 203H5V202H4ZM6 203H7V202H6ZM120 203H119V205H120ZM210 203H211V202H210ZM214 203H215V202H214ZM149 204H150V203H149ZM212 204H213V203H211V205H212ZM230 204H231V203H230ZM6 205H7V204H6ZM199 205H200V204H199ZM232 205H233V202H232L231 206H232ZM123 206H124V207H123ZM200 206H201V205H200ZM202 206H203V205H202ZM261 206H263L262 208H263V210H264V204L261 205ZM5 207H6V206H5ZM7 207H8V206H7ZM125 207H126V208H125ZM207 207H208V204H207ZM215 207H216V205H215ZM241 207H242V206L240 205L239 210L241 209ZM246 207H245V208H246ZM253 207H251V210H252ZM10 208H12V207H10ZM117 208L119 209L120 207H117ZM139 208H141V207L139 206ZM143 208H146V207L143 206ZM210 208H211V207H210ZM233 208H234V207H233ZM248 208H246V210H248ZM254 208H255V207H254ZM258 208H260V205L258 206ZM262 208L260 209L261 211H262ZM6 209H7V208H6ZM215 209H216V208H215ZM237 209H238V208H237ZM243 209H244V208H242V210H243ZM1 210H2V209H1ZM7 210H8V209H7ZM13 210H14V209H13ZM120 210H121V209H120ZM206 210H207V209H206ZM209 210H210V209H209ZM246 210H244V211H246ZM260 210H259V212H260ZM14 211H15V210H14ZM211 211H212V208H211ZM215 211H216V210H215ZM252 211H253V213H254V210H252ZM256 211H257V210H256ZM2 212H4V211H2ZM120 212H121V211H120ZM124 212H121V213H124ZM206 212H207V211H206ZM212 212H213V211H212ZM237 212H238V211H237ZM249 212H250V211H249ZM126 213H127V212H126ZM214 213H215V212H214ZM243 213H244V212H243ZM250 213H251V212H250ZM250 213H249V215H248L249 217L247 216V218L252 217V215L250 216ZM253 213H252V214H253ZM257 213H258V211H257ZM263 213H264V211H262L261 215H262ZM12 214H14V213H12ZM215 214H216V213H215ZM14 215H15V214H14ZM120 215H121V214H120ZM205 215H206V214H205ZM209 215H210V214H209ZM257 215H259V214H257ZM123 216H124V215H123ZM206 216L209 217L208 215H206ZM214 216H215V215H214ZM203 217H204V216H203ZM259 217L261 218V216H259ZM263 217H264V215H263ZM13 218H14V217H13ZM13 218H12V219H13ZM66 218H67V217H66ZM204 218H205V217H204ZM204 218H203V219H204ZM211 218H212V215H211ZM214 218H215V217H214ZM216 218H217V221H218L219 218H218V217H216ZM216 218H215V219H216ZM16 219H17V218H16ZM16 219H15V220H16ZM208 219H210V217H209ZM215 219H213L212 221H210L209 226L212 225L213 222H215V221H214ZM4 220H5V219H4ZM4 220H3V221H4ZM13 220H14V219H13ZM13 220H12V221H13ZM204 220H207V219L205 218ZM210 220H211V219H210ZM261 220H264V219H261ZM207 221H209V220H207ZM217 221H216V222H217ZM249 221H251V220L249 219ZM1 222H2V221H1ZM64 222H65V221H64ZM211 222H212V224H211ZM262 222H263V221H262ZM13 223H14V222H13ZM206 223H208V222H206ZM206 223H205V224H206ZM28 224H29V223H28ZM29 225H30V224H29ZM29 225H28V226H29ZM62 225H63V226H62ZM62 225L59 227V230H58V232H57L58 235L56 234V236H57V237H61L62 239H63V238H64V239H67L68 237H66V236H67L66 232H68V230H70V229L67 228V227L65 226L66 224L64 225V223H63ZM10 226H11V225H10ZM10 226H9V227H10ZM23 226H24V225H23ZM25 226H26V225H25ZM33 226H34V225H33ZM58 226H59V224H58ZM64 226H65L66 228H65ZM207 226H208V225H207ZM209 226H208V227H209ZM212 226H213V225H212ZM9 227H8V228H9ZM30 227H32V226H30ZM34 227H35V226H34ZM62 227H63V228H62ZM25 228H29V227H25ZM60 228H61V229H60ZM0 229H1V231H5V230H2V228H0ZM67 229H68V230H67ZM263 229H264V228H263ZM28 230H30V229H28ZM1 231H0V233H1ZM30 231L32 232V230H30ZM263 231H264V230H263ZM23 232H24V231H23ZM24 233H25V234H23V236H22L23 238H22V237H21V238H22L24 241H25V240H26V241L29 240V242H30L31 239H30V235H28L29 232H28V233L24 232ZM69 234H70V231H69ZM69 234H68V235H69ZM211 234H212V233H211ZM213 234H214V233H213ZM21 235H22V233H21ZM65 235H66V236H65ZM2 236H3V235H2ZM63 236H64V237H63ZM14 237H15V236H12V238H14ZM71 237H73V236H71ZM3 238H5V237H3ZM7 238H8V237H7ZM9 238H10V237H9ZM15 238H16V237H15ZM5 239H6V238H5ZM5 239H4V241L7 240V239H6V240H5ZM8 240H9V239H8ZM16 240H17V239H16ZM13 241H14V240H13ZM20 241L23 243L22 240H18V241H14V242H15L16 244H18V242H20ZM0 242H2V241H0ZM6 242H7V241H6ZM11 242H12V241H11ZM8 243H9V242H8ZM263 243H264V241H263ZM1 244H3V247L7 245V243H5V242H4V243H1ZM1 244H0V245H1ZM4 244H5V245H4ZM10 244H13V243H10ZM13 245H14V244H13ZM13 245H12V246H13ZM57 245H58V244H57ZM57 245H56L57 248H55V250H54L55 253H53V254L56 255V257H58V256L60 255V254H58V252L60 251V249H59L60 247H59V245H58V246H57ZM1 246H2V245H1ZM35 246H36V245H35ZM39 246H41V245H39ZM9 247H10V246H9ZM14 247H15V246H14ZM1 248H2V247H1ZM4 248H5V247H4ZM10 248H11V247H10ZM10 248H9V249H10ZM12 249H13V248H12ZM32 249H33V248H32ZM34 249L36 250V248H34ZM34 249H33V250H34ZM56 249H57V250L59 249V250L56 251ZM70 249H71V248H70ZM70 249H69L68 252H71V251H72V250L70 251ZM6 250H8V249H5V250L3 249V251H6ZM15 250H16V249H15ZM8 251H9V250H8ZM73 251H74V249H73ZM0 252H1V250H0ZM6 252H7V251H6ZM6 252L4 253L5 255H6ZM74 252H75V251H74ZM1 254H2V252H1ZM9 254H10V252H9ZM69 254H70V253H69ZM0 256H2V255H0ZM54 258H55V257H54ZM55 259L57 260V258H55ZM0 263H1V262H0ZM78 263H79V262H78ZM80 264H81V263H80Z\"/></svg>",
  "mask_w": 264,
  "mask_h": 264
}]
</instances>
